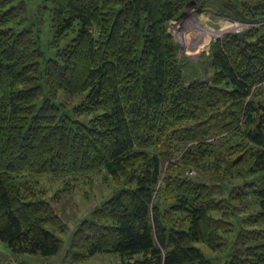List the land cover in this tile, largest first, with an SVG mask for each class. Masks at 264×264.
Returning a JSON list of instances; mask_svg holds the SVG:
<instances>
[{"label":"trees","instance_id":"obj_1","mask_svg":"<svg viewBox=\"0 0 264 264\" xmlns=\"http://www.w3.org/2000/svg\"><path fill=\"white\" fill-rule=\"evenodd\" d=\"M193 1L44 0L46 55L26 1L0 0V243L10 253L264 264V0L235 5L261 23L210 43L207 78L186 77L169 31ZM102 170L116 189L65 242L53 203L65 186L50 196L38 177L66 185Z\"/></svg>","mask_w":264,"mask_h":264},{"label":"rangeland","instance_id":"obj_2","mask_svg":"<svg viewBox=\"0 0 264 264\" xmlns=\"http://www.w3.org/2000/svg\"><path fill=\"white\" fill-rule=\"evenodd\" d=\"M30 11L31 21L36 20L37 32L41 45L46 55L52 53L50 41L54 33L50 27V16L44 7V0H25ZM233 5L226 6L228 3ZM258 0H194L170 22L169 31L177 41L181 54H183V70L188 78L205 77L211 71L209 53L210 43L225 32L247 30L261 22L242 20L235 9V5L250 3ZM214 3V4H213ZM224 4V5H223ZM230 8V9H229ZM236 12V13H235ZM264 23V21H262ZM106 171L93 174L90 178L69 181L65 185L62 179H49L39 176L42 187H45L48 195H54L57 189L59 197L53 201L58 215L67 225L64 240L76 226L77 222L85 217L88 212L102 200L109 198L116 189V182L106 175ZM199 247L212 258L220 256L204 246ZM65 250V249H64ZM62 253L56 257L42 258L38 255L21 254L14 255L0 243V264H118V255L111 252L94 254L80 262H72ZM66 251V250H65ZM66 258V259H65ZM216 260V259H215ZM217 261V260H216Z\"/></svg>","mask_w":264,"mask_h":264},{"label":"water","instance_id":"obj_3","mask_svg":"<svg viewBox=\"0 0 264 264\" xmlns=\"http://www.w3.org/2000/svg\"><path fill=\"white\" fill-rule=\"evenodd\" d=\"M235 33L239 34L240 36H243L244 30H237L235 31Z\"/></svg>","mask_w":264,"mask_h":264}]
</instances>
